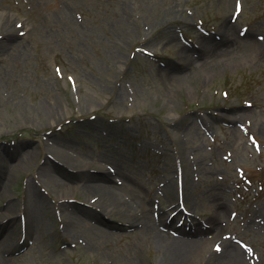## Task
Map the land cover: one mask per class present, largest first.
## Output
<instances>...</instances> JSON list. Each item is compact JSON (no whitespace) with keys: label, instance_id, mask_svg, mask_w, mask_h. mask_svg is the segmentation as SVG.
I'll return each mask as SVG.
<instances>
[{"label":"rangeland","instance_id":"rangeland-1","mask_svg":"<svg viewBox=\"0 0 264 264\" xmlns=\"http://www.w3.org/2000/svg\"><path fill=\"white\" fill-rule=\"evenodd\" d=\"M0 50L3 264H162L141 222L82 189L113 172L137 215L214 238L188 264L232 262L215 246L264 264V0H0Z\"/></svg>","mask_w":264,"mask_h":264},{"label":"bare ground","instance_id":"bare-ground-1","mask_svg":"<svg viewBox=\"0 0 264 264\" xmlns=\"http://www.w3.org/2000/svg\"><path fill=\"white\" fill-rule=\"evenodd\" d=\"M227 25H228L227 22L225 23L224 21V24L222 25V30H223L222 39H221V42L218 41L219 43H221L222 46L221 45L219 46L217 43L213 42L212 38H206V41L208 43L207 50L209 53H211V58L214 57V55L217 56L219 53L228 51V50L222 49L221 47L223 46L231 47L232 46L228 44L229 35L226 32ZM202 51H204L203 48H202ZM195 60L196 58L194 56L190 57L191 62ZM211 63L208 61L202 62L199 66L202 70L205 71L207 69L208 71L209 70L208 68H211ZM207 66L209 67L207 68ZM61 159L64 160L66 164L74 168H77V169L88 168L91 166L89 164H83L82 161L80 162L74 157L68 156L67 154H63V157L61 156ZM30 161L31 160L29 159L26 162L30 163ZM43 168L46 169L47 171H51V168L50 169L45 168V167ZM111 175L112 173L110 174H106V173L86 174L85 176L87 178V181L85 185H82V189L84 190L85 193L94 192L95 194L100 195L99 200H97L93 204V206L94 205H96L97 207L100 206L102 210H105V212L106 211L110 212L113 209L120 207L121 212L124 215L129 216L127 217V219L130 220L129 222L130 225H133L136 222H141L142 231L145 233L147 237L151 238L152 240L151 243H153L155 246H158V248L162 250L163 254H161L159 258L160 263L162 261V264H188L195 258L198 252V248L202 246L207 248L208 246H210V243L214 240V238L211 240L210 239L185 238V237L178 238V237H173L168 232H164L157 226L156 224L157 220L155 216L153 215L152 208L150 207L144 212V214L137 215L134 212V204L129 203L130 201L127 202L126 200L125 201L121 200L119 197L120 192L118 191V189L116 187L112 188L110 185L106 184V180L110 179ZM50 177H52V174ZM135 199H136L135 201L138 202L139 206L143 205V203L145 202L139 196L135 197ZM83 211L84 210H75L74 213L76 215L85 214L87 216L86 213L88 211L87 212H83ZM214 220L215 218L213 219V221ZM9 222L11 223V221L6 222L7 227L9 226ZM6 224L4 225V229H3L4 232L6 229ZM200 230H202L201 227L198 231ZM194 231H197V228L194 229ZM190 234H195V233H190ZM13 245L15 246L14 242H12V240L10 241L7 234H5L3 237L2 235L0 236V248L2 250H5V251L12 250ZM238 254L239 253L235 251L231 246H225L224 249H222L219 254L216 251L213 253V255H216V256L218 255L219 259L222 258V261L223 260L232 261V262H228L227 264H239L240 260L238 259V257L240 256V254L239 255ZM0 264H3L1 262V259H0Z\"/></svg>","mask_w":264,"mask_h":264}]
</instances>
